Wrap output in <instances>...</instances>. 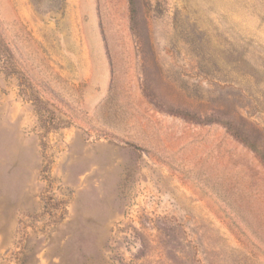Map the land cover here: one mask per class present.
<instances>
[{"label":"rangeland","instance_id":"374dc122","mask_svg":"<svg viewBox=\"0 0 264 264\" xmlns=\"http://www.w3.org/2000/svg\"><path fill=\"white\" fill-rule=\"evenodd\" d=\"M0 264H264V0H0Z\"/></svg>","mask_w":264,"mask_h":264}]
</instances>
